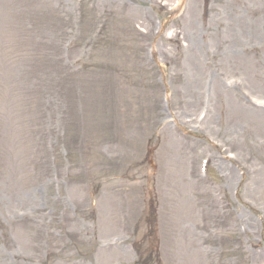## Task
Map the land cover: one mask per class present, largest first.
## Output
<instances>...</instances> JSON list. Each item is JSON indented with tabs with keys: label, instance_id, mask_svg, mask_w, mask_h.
<instances>
[{
	"label": "rangeland",
	"instance_id": "1",
	"mask_svg": "<svg viewBox=\"0 0 264 264\" xmlns=\"http://www.w3.org/2000/svg\"><path fill=\"white\" fill-rule=\"evenodd\" d=\"M0 264H264V0H0Z\"/></svg>",
	"mask_w": 264,
	"mask_h": 264
},
{
	"label": "bare ground",
	"instance_id": "2",
	"mask_svg": "<svg viewBox=\"0 0 264 264\" xmlns=\"http://www.w3.org/2000/svg\"><path fill=\"white\" fill-rule=\"evenodd\" d=\"M225 123V122H224Z\"/></svg>",
	"mask_w": 264,
	"mask_h": 264
}]
</instances>
